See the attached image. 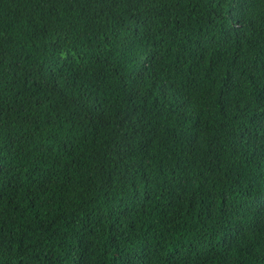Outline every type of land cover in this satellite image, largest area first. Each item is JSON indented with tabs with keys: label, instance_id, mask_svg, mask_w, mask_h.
Masks as SVG:
<instances>
[{
	"label": "trees",
	"instance_id": "16d2710c",
	"mask_svg": "<svg viewBox=\"0 0 264 264\" xmlns=\"http://www.w3.org/2000/svg\"><path fill=\"white\" fill-rule=\"evenodd\" d=\"M0 264H264V0H0Z\"/></svg>",
	"mask_w": 264,
	"mask_h": 264
}]
</instances>
